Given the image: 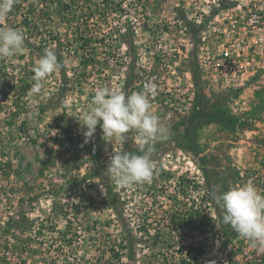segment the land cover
<instances>
[{"label": "rangeland", "instance_id": "1", "mask_svg": "<svg viewBox=\"0 0 264 264\" xmlns=\"http://www.w3.org/2000/svg\"><path fill=\"white\" fill-rule=\"evenodd\" d=\"M192 6L16 0L0 21L24 37L22 50L0 57V264H166L176 247L197 244L212 218H222L214 197L237 167L264 168V87L240 90L236 104L217 101L195 71V46L186 52L196 40L186 19ZM45 50L62 67L30 95ZM155 75L160 90L171 89L173 106L162 93L161 106L151 109L167 129L150 142L154 176L120 186L106 175L109 157L142 155L137 131L106 142L98 124L86 142L78 118L97 88L144 93L141 82ZM207 104L244 126L209 119Z\"/></svg>", "mask_w": 264, "mask_h": 264}, {"label": "built area", "instance_id": "2", "mask_svg": "<svg viewBox=\"0 0 264 264\" xmlns=\"http://www.w3.org/2000/svg\"><path fill=\"white\" fill-rule=\"evenodd\" d=\"M186 19L196 27V40L187 44L186 52L195 46V71L208 90L220 97L244 88L264 87V0H193ZM156 77L143 79L144 94L155 110L161 106L162 93L164 105L172 107L171 89L166 84L167 88L160 90ZM186 78L187 100L192 101L195 97L192 71L186 73ZM238 98L228 100L236 104ZM170 116V112L166 114V118ZM249 181L264 193V168L237 167L225 190ZM207 206L214 210L210 202ZM212 219L215 221L212 230L202 234L197 244L187 242L182 248L176 247L173 256L166 258V264H264V253L253 249L222 218Z\"/></svg>", "mask_w": 264, "mask_h": 264}, {"label": "clouds", "instance_id": "3", "mask_svg": "<svg viewBox=\"0 0 264 264\" xmlns=\"http://www.w3.org/2000/svg\"><path fill=\"white\" fill-rule=\"evenodd\" d=\"M15 2L0 0V21L8 16ZM23 42L24 37L19 30L0 27V57L11 58L15 52L22 50ZM61 67L55 51L45 50L33 68L34 83L29 94H39L44 79ZM151 109L150 99L144 93L126 95L122 91L100 87L95 90L89 107L78 118L81 126L86 128L83 133L86 142L93 136L98 124L106 142L124 140L127 132L137 131L142 155L113 152L109 157L106 175L120 186L143 184L153 179L154 149L150 142L157 136L166 135L167 129ZM214 199L223 210V223L246 238L253 249L264 253V193L249 181L220 191Z\"/></svg>", "mask_w": 264, "mask_h": 264}, {"label": "trees", "instance_id": "4", "mask_svg": "<svg viewBox=\"0 0 264 264\" xmlns=\"http://www.w3.org/2000/svg\"><path fill=\"white\" fill-rule=\"evenodd\" d=\"M105 1H107V0H105ZM66 7H67V5H66ZM68 9V8H67ZM84 20V23L86 22L85 21V19H83ZM25 23H26V25L28 24V25H30L29 23H28V19L27 18H24V20H23ZM84 27H85V29L87 28V26L86 25H83ZM35 27V26H34ZM80 29H81V27H78L77 28V30L79 31V33H80ZM84 37H86V36H84ZM54 41L56 40L55 38L53 39ZM237 94H238V92H232L230 95L231 96H229V95H222V96H220V97H218L217 98V101H220V100H227V99H229V97L230 98H236V97H238L237 96ZM215 105L216 104H207V105H205V107L204 108H211V110H212V114H209V116L207 115V117L209 118V119H212V120H214L215 122H217V123H219V124H221L222 126H224V127H226V128H230V129H234V128H237V127H243L244 126V124L243 123H241V122H239L237 119H235L234 117H232V116H228V115H225V114H223L222 112H221V110H218V109H216V108H212V107H215ZM204 108H202V110L204 109ZM201 110V111H202ZM197 116V115H196ZM198 117H202V115H199Z\"/></svg>", "mask_w": 264, "mask_h": 264}]
</instances>
